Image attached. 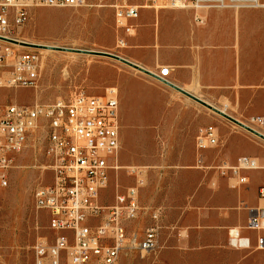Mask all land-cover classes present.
Segmentation results:
<instances>
[{"label":"crops","instance_id":"obj_1","mask_svg":"<svg viewBox=\"0 0 264 264\" xmlns=\"http://www.w3.org/2000/svg\"><path fill=\"white\" fill-rule=\"evenodd\" d=\"M223 2L225 7L193 10L154 9L147 0H132L141 6L130 21L132 33L117 34L125 45L116 55L152 74L169 68L167 84L136 69L142 75L121 76L117 83L119 106L140 97L144 111L157 112L142 126L156 128L166 151L155 164H130L143 169L140 209L159 211L157 264H264V250L255 248L264 229L245 228L251 210L264 208V141L172 86L236 120L264 116V0ZM208 125L219 145L197 151L195 138ZM182 143L190 145L183 156L177 152ZM242 156L258 165L241 171L243 184L213 168L234 165ZM230 229L248 238L249 248L232 247Z\"/></svg>","mask_w":264,"mask_h":264},{"label":"built area","instance_id":"obj_2","mask_svg":"<svg viewBox=\"0 0 264 264\" xmlns=\"http://www.w3.org/2000/svg\"><path fill=\"white\" fill-rule=\"evenodd\" d=\"M154 9H209L225 7L223 0H147ZM86 0H0V42L25 50L0 52V89H30L37 86L41 75L39 49L22 45L13 33L21 29L33 7H83ZM97 6L113 10L118 31L131 34L130 24L139 15L140 5L132 0H97ZM196 20L200 21L199 17ZM118 47L125 45L117 37ZM11 60V63H8ZM168 67H160L157 74L167 84ZM242 126L264 139V116L237 120ZM237 127L247 131L238 124ZM44 133V155L51 173L49 184L34 191L35 206L49 215L50 239H38L34 246V264H118L128 237L124 222L137 219L140 212L139 188L143 184V169L127 167L134 184L117 189L109 206L101 203V193L110 180V172L120 167L117 155L120 146L118 92L108 88L103 96L75 92L69 100L32 105L0 104V186L8 184V173L15 159L27 145L33 131ZM252 134V133H250ZM253 135V134H252ZM257 137V136H256ZM259 138V137H258ZM261 139V138H259ZM261 139L262 141H264ZM35 141V140H34ZM219 137L212 125L202 128L195 138L197 151L216 147ZM197 166L205 168L200 159ZM258 167L247 156L239 157L234 165H216L221 176L246 182L241 171ZM264 198V187L259 189ZM153 224L139 239L136 234L129 240V248L141 254L156 252L159 211L151 212ZM245 228L264 229V208L251 210ZM229 244L235 248H249V239L240 236L237 229L228 231ZM256 249L264 250V235L257 236Z\"/></svg>","mask_w":264,"mask_h":264},{"label":"rangeland","instance_id":"obj_3","mask_svg":"<svg viewBox=\"0 0 264 264\" xmlns=\"http://www.w3.org/2000/svg\"><path fill=\"white\" fill-rule=\"evenodd\" d=\"M86 3V6L75 8L33 7L28 10L25 25L15 31L13 37L53 47L48 48L50 52L39 51L41 75L37 86L30 89H0V104H48L58 99L69 100L79 91L99 97L111 87L119 93V77L142 75L111 58L57 49L117 53L118 30L113 10L107 6H97V0H86ZM5 49L15 52L25 50L0 42V52ZM119 103L120 146L117 165L120 168L110 172L109 184L101 193L104 206L113 203L117 189H124L134 182L127 170L131 162L155 164L159 156L166 152L156 141V128L142 126L149 114L155 117L157 112L144 111L148 106L140 97L129 98L127 104L123 100ZM42 132L41 129L32 132L26 147L17 155L8 173L7 186H0V264H34L35 242L44 237L50 239L53 235L48 228V213L37 209L34 199L35 189L51 181L48 161L43 152ZM178 147L177 152L182 156L190 151L189 144L182 143ZM168 151L171 153L172 149ZM150 215L151 210L142 208L137 219L124 222L128 243L118 264H157V252L141 254L129 248L131 236L136 234L140 239L145 229L153 223Z\"/></svg>","mask_w":264,"mask_h":264},{"label":"water","instance_id":"obj_4","mask_svg":"<svg viewBox=\"0 0 264 264\" xmlns=\"http://www.w3.org/2000/svg\"><path fill=\"white\" fill-rule=\"evenodd\" d=\"M22 45H25V46H31V47H41V46H38L36 44H31V43H25V42H21ZM56 48V47H55ZM57 49H61V50H66V51H72V52H76V53H83V54H92V55H96V56H103V57H107V58H111V59H114V60H117L129 67H132L133 69H136L142 73H145L147 75H150L152 77H154L156 80L158 81H161L159 78H157L156 76H154L152 73L146 71L145 69H143L142 67L134 64V63H131L130 61L116 55V54H113V53H109V52H104V51H95V50H86V49H76V48H60V47H57ZM176 90H178L180 93L184 94L185 96L189 97L190 99L196 101L197 103L201 104L202 106H204L205 108L209 109L210 111H212L213 113L227 119L228 121L232 122V123H235V124H238L240 125L241 127H243L244 129L248 130L250 133H252L253 135L263 139L260 135H258L257 133L251 131L250 129H247L245 128L244 126H242L236 119L230 117L228 114H226L225 112L219 110L218 108L206 103L205 101L199 99L198 97L192 95L191 93H188L178 87H175L174 85H172ZM264 140V139H263Z\"/></svg>","mask_w":264,"mask_h":264},{"label":"bare ground","instance_id":"obj_5","mask_svg":"<svg viewBox=\"0 0 264 264\" xmlns=\"http://www.w3.org/2000/svg\"><path fill=\"white\" fill-rule=\"evenodd\" d=\"M18 41H20V42H25V43H29L28 41H26V40H24V39H21V38H18L17 39ZM31 44H35V43H31ZM36 45H38V46H41V47H39L40 49H39V51H45V52H50L51 50L50 49H48V48H50V47H53V46H48V45H43V44H36ZM43 47V48H42ZM45 47V48H44Z\"/></svg>","mask_w":264,"mask_h":264}]
</instances>
